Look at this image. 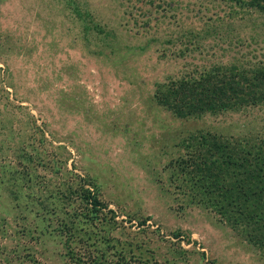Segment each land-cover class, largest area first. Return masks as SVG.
Listing matches in <instances>:
<instances>
[{
  "label": "rangeland",
  "instance_id": "374dc122",
  "mask_svg": "<svg viewBox=\"0 0 264 264\" xmlns=\"http://www.w3.org/2000/svg\"><path fill=\"white\" fill-rule=\"evenodd\" d=\"M230 65L264 66V11L232 0H0V264L60 263L63 191L79 182L116 220L112 237L163 264H264V247L174 180L191 134L264 137V103L180 117L154 94Z\"/></svg>",
  "mask_w": 264,
  "mask_h": 264
},
{
  "label": "trees",
  "instance_id": "16d2710c",
  "mask_svg": "<svg viewBox=\"0 0 264 264\" xmlns=\"http://www.w3.org/2000/svg\"><path fill=\"white\" fill-rule=\"evenodd\" d=\"M232 1L264 11V0ZM154 94L180 117L263 104L264 66H213L157 83ZM183 147L174 180L187 200L215 211L248 241L264 247V137L202 131L189 135ZM63 194L70 212L57 223L64 249L59 264H163L111 236L110 224L117 222L97 192L79 182L66 186Z\"/></svg>",
  "mask_w": 264,
  "mask_h": 264
}]
</instances>
